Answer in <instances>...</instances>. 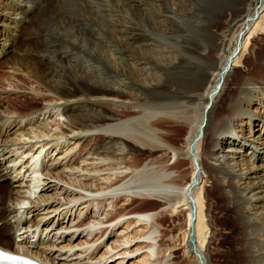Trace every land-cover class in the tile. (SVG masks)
Instances as JSON below:
<instances>
[{
	"label": "bare ground",
	"instance_id": "1",
	"mask_svg": "<svg viewBox=\"0 0 264 264\" xmlns=\"http://www.w3.org/2000/svg\"><path fill=\"white\" fill-rule=\"evenodd\" d=\"M62 1L48 0L33 18V30L48 35L46 21ZM76 1L88 15L105 18L103 31L86 34L97 55L81 53L70 39L72 58L64 53L70 48L43 51L36 41L20 49L17 29H28L25 18L3 9L20 1L0 0V62L31 84L33 100L42 101L28 112L22 111L26 102L0 106V184L7 181L0 189V247L41 264H178L163 252L162 222L183 207L182 248L196 253L187 263L211 264L213 233L199 198L210 180L240 231V264H264V155L256 151L264 147V82L238 105L239 116L213 118L224 81L242 61V45L223 65L218 55L211 74L201 78L202 89L217 74L222 83L218 92L200 96V124L181 149L169 142L166 126L193 98L184 84L186 62L172 55L187 48L174 37L186 0ZM263 11L264 0L244 2L236 21L242 39L258 24L264 31ZM80 17L81 29L94 25ZM188 53L201 56L196 48ZM127 109L133 114L123 117ZM183 156L191 159L187 183L179 172ZM212 205L208 198L205 210ZM66 232L68 240L62 239Z\"/></svg>",
	"mask_w": 264,
	"mask_h": 264
},
{
	"label": "rangeland",
	"instance_id": "2",
	"mask_svg": "<svg viewBox=\"0 0 264 264\" xmlns=\"http://www.w3.org/2000/svg\"><path fill=\"white\" fill-rule=\"evenodd\" d=\"M17 1H20V3L16 2L17 6L4 5L3 9H6V12L9 14L13 11V16L15 13H20L22 14L21 16L25 18V27L28 29H25L24 26L21 25H19L17 29V34L20 36L18 44L20 49L24 50L26 47L32 48L35 45L34 41H36L40 44L43 51H51V46L60 48L64 51L63 48H70V44L67 42L70 39L71 44L78 48H82L80 51L81 53L98 54V51L88 44L89 41L86 34L92 30L103 31L101 23L105 21L104 17L98 18V16L88 15L84 9H82V5L76 0H63L61 4H57V8L59 9L51 13L46 21L47 33L49 36L53 37V39H50L51 37L44 34L43 31L33 30V18L48 0ZM26 1L30 2V10L23 8V4L27 5V3H25ZM245 1L246 0H186L185 4L183 6L181 5L182 7L178 9L180 16L175 24L174 37H182V45L184 48H187L186 50L178 48L172 55L178 58L180 57L186 62V67L182 69L185 72L184 75L187 76L185 77L184 84L187 87V91L193 95V98L182 104L183 106L177 110L178 114L175 115L176 120L172 123H168L166 126L167 133L169 134L168 140L176 147L183 149L185 147V141L194 130V127L196 128V126L200 124L197 123L200 117V110L203 111L205 107V102L203 103L200 96L208 97L211 94H209L210 91L213 92L215 90L216 93L219 90L217 87L222 82L218 74L214 78L212 77V83L207 89H202L200 86L201 78L211 74V70L218 59V55H222L223 62L221 65H223L224 61L227 60L232 55L233 51L237 47L239 48L240 45H242L244 53L241 63L234 67V71H232L228 79L224 81L225 88L215 102L213 118L217 119L220 117L219 120H221V118L227 116H239L241 109L238 105L249 100L250 92L254 90L253 88L260 86V83L264 82V31L262 30V26L260 24L255 26L253 35H246L249 37L246 40L244 35L242 36L243 39L239 36L240 30L236 25V21L243 15L241 11ZM263 12L262 14H264ZM123 13L124 15H129L127 10H123ZM26 14L29 16L27 17ZM82 14L88 17L86 19H91L94 25H89L88 27L84 26V28L81 29L80 25L82 24V18L80 15ZM101 14L105 13L101 12ZM101 14L95 13V15ZM58 33H60L59 36ZM83 34L84 37L82 38ZM188 48H196L201 56L196 58L195 55L189 54ZM71 51L74 50L70 48L66 50V52L64 51V53H67L68 58H72L73 55L75 56ZM80 52L77 54V61H83L82 58H79ZM218 68H220V65ZM7 88H10V91L4 92ZM13 90L17 92H12ZM30 90L31 84L28 81L24 80L21 75H12L9 73L6 66L0 62V106H20L26 102L28 105H23L22 107V111L24 112H28L31 108L39 107L42 103L41 99L33 100L32 97L27 94ZM230 103L234 104L236 108L232 112L231 110H227ZM208 108L209 106L204 110H208ZM110 110L113 111L112 109ZM130 110L131 109L124 110L123 117L131 116L133 113H131ZM141 124L145 123L143 122ZM223 126L224 125H221L220 128ZM198 131V137H201L202 130ZM256 134L260 133L258 132ZM263 136L264 133L260 134L259 139L261 142L263 141ZM207 141L204 147L207 146ZM256 151L259 153L257 155H264V147ZM243 155L245 154L243 153ZM255 156L254 158H256ZM190 161L191 159L186 156H183L179 160V172L181 175H184H182V177H184L183 182L185 183L189 181V174L191 172ZM256 163L257 160H255V164ZM258 165L257 163L255 166ZM255 171L258 170L255 169ZM6 183L7 181L0 184V189L3 190ZM203 188V192H205L206 195L201 194L199 198L203 201L204 213L208 216L206 227L213 233L212 243L209 247L210 262L211 264H240L241 254L240 249L237 247V243L240 242L242 238L236 222L234 221V216L224 206L222 198L220 197V192L217 191L213 182L210 180L206 181ZM36 192L40 193L39 189H37ZM208 198H210L213 203L209 212L205 210ZM178 211L176 215L169 211L167 216L163 219L162 249L164 253L166 252L169 255L171 253V258H173L176 263L188 264L190 262L189 260H191L190 257L194 256L196 253L195 249L189 248L187 252L182 248L186 211L183 207L179 208ZM52 221L53 219H50L49 223ZM70 235L71 232H66L62 235V239L65 238L68 240ZM40 241L39 239V242ZM37 242L38 238L34 239V244ZM112 261L113 260L108 261L106 264H112Z\"/></svg>",
	"mask_w": 264,
	"mask_h": 264
}]
</instances>
